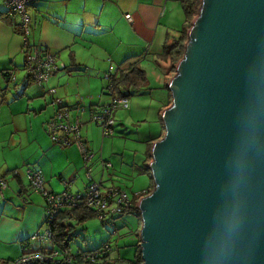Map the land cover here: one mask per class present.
I'll return each instance as SVG.
<instances>
[{
	"label": "water",
	"instance_id": "obj_1",
	"mask_svg": "<svg viewBox=\"0 0 264 264\" xmlns=\"http://www.w3.org/2000/svg\"><path fill=\"white\" fill-rule=\"evenodd\" d=\"M166 89L142 264H264V0H201Z\"/></svg>",
	"mask_w": 264,
	"mask_h": 264
},
{
	"label": "rangeland",
	"instance_id": "obj_2",
	"mask_svg": "<svg viewBox=\"0 0 264 264\" xmlns=\"http://www.w3.org/2000/svg\"><path fill=\"white\" fill-rule=\"evenodd\" d=\"M23 59L24 54L17 60L19 66L13 67L12 79L0 73V162L6 158L14 161L15 154L21 151L31 154L38 145H41L36 158L41 156L47 174H49V166L54 167L52 184L56 193L64 191L65 182L69 185V191L73 193L82 191L85 183L90 180L101 182L102 190L113 184L120 186L130 197L151 187L149 174L142 172L140 167L148 163L146 162L148 146L158 139L163 129L158 110L167 101V92L162 81L164 73L160 68L151 61L145 62L144 65H147L149 69L145 70L146 80L139 87L119 82V92L127 94L129 106L114 110L115 122L112 135L103 134L101 124L91 120L88 110H86L85 120L80 114L76 116L83 123L80 132L83 139L87 141L86 146L90 155L86 157L76 142H71L69 145L53 143L46 127H49L47 120H50L54 113V111L50 113L49 107L51 109L54 107L55 110L58 107L54 99L61 96L58 92L61 83L59 85L53 83L52 75L47 85L45 83L47 88L44 96L29 98L38 95L40 85L26 77L28 71L27 68L22 67ZM61 59L62 57L57 59L58 69L62 65ZM69 69L73 71L74 67L69 65ZM90 73L93 76L97 75L92 71ZM104 75L105 72L98 74V77L92 78L91 82H83L79 87L70 89L68 94L74 98L70 101L79 103L84 99L87 108H90V102H98L100 106L108 104L110 102L109 80ZM69 80L68 75L64 80L65 87L69 86ZM25 82L28 85L24 86ZM51 88L55 89L54 93L48 90ZM42 105H45L46 109L41 110ZM56 147L59 148L58 152L55 150ZM33 160L35 159L29 162ZM104 161L109 162L108 168L104 167ZM24 167L25 171L27 170V166L23 165L22 172ZM60 171L63 177L58 176ZM22 177L27 179L26 173ZM13 179L9 178V181L12 182ZM14 182H16L15 179ZM27 185H29L28 182ZM153 187L154 183L151 190ZM29 190L30 195L41 202L40 222L34 232L39 227L42 231L46 225L44 221L46 200L42 192ZM0 198H2L1 194ZM138 215V211L133 209L116 216L114 223H102L98 216L92 214L82 218L72 217L69 221L74 228L71 230L75 229L77 234L68 240V249L74 253L80 248H93L107 241L112 249L110 256H125L126 259L117 258V260L122 261L120 264H130L135 260V247L139 238ZM30 248L31 250L37 248L34 241ZM117 251L121 255H117ZM8 252L10 251L7 250L5 254L0 253V257H7ZM18 253H20L19 249L15 254ZM16 256L19 255H10L12 258ZM5 260L0 259V261ZM99 261L101 260L95 263L100 264ZM95 263L77 262V264Z\"/></svg>",
	"mask_w": 264,
	"mask_h": 264
},
{
	"label": "crops",
	"instance_id": "obj_3",
	"mask_svg": "<svg viewBox=\"0 0 264 264\" xmlns=\"http://www.w3.org/2000/svg\"><path fill=\"white\" fill-rule=\"evenodd\" d=\"M4 8L1 2L0 73L7 68L19 66L17 60L24 54L20 16ZM27 12L30 16L28 43L57 53L58 59L62 57V63L74 67L73 71L57 69L52 74L53 83H61L58 87L61 96L58 99L62 107L67 108L70 118L80 114L85 120L86 110L90 114L91 108L100 106L98 102H90V108H87L84 99L72 103L70 100L74 98L68 94L70 89L79 87L83 82L89 83L92 78L96 79L98 74L107 71L110 64L119 67L122 63L126 65L136 61L146 70L149 68L144 63L151 61L164 73L162 81L165 89L174 75L175 67L173 69L172 66L176 64L161 53L164 44L176 36L186 23L181 0H36ZM126 13H130L131 20L125 17ZM91 71L97 75L93 76ZM68 75L70 83L65 87L64 80ZM46 85H40L38 95L29 98L44 96ZM166 92L165 103L171 96L167 89ZM81 105L86 108H80ZM168 105L159 108V114ZM40 109H46V106L42 105ZM56 110L49 107L50 113ZM39 147L42 146L38 145L31 154L22 151L15 154L14 161L6 158L0 162V176L7 182L0 198V253L10 251L7 257L0 259L8 260L12 259L10 255H20L23 244L30 250L33 243L30 237L40 222L41 202L30 195L28 181L22 177L27 170L24 167L22 172L21 166L41 170L45 188L55 191L52 184L55 169L50 165L49 174L44 170L46 166L41 156L36 158ZM55 150L58 152L59 148ZM32 159L35 160L30 163ZM58 176L63 177L61 171ZM9 178H14L16 182L13 179L12 183ZM86 184L79 192L85 190ZM18 249L20 253L15 254Z\"/></svg>",
	"mask_w": 264,
	"mask_h": 264
},
{
	"label": "built area",
	"instance_id": "obj_4",
	"mask_svg": "<svg viewBox=\"0 0 264 264\" xmlns=\"http://www.w3.org/2000/svg\"><path fill=\"white\" fill-rule=\"evenodd\" d=\"M36 0H2L3 4L8 8V11L15 12L20 16V25L22 29L23 52L25 59V66L27 68V75L30 80L43 85L49 81V78L58 68V55L49 50L43 51L38 45H31L27 41V34L30 30V16L27 12L28 7ZM125 17L131 20L130 13H126ZM62 63V62H61ZM62 63L61 66H64ZM123 66H121L122 68ZM119 71V67H114L110 64L104 77L109 80L108 91L110 94V102L99 107L91 108V120L100 123L104 135L113 134L114 126V110L118 107L127 108L128 97L120 93L114 85V77ZM14 69L9 71V76L12 79ZM51 93L55 92L54 88L48 89ZM59 107L54 115L47 120L49 127L46 131L51 135L53 143H60L61 145H69L71 142H76L82 154L86 157L90 156L88 149L83 139L80 127L82 122L79 118H70L66 107H62L60 99H54ZM80 108H86L81 105ZM83 109V110H84ZM72 134L74 138L72 139ZM104 167H109V162L104 161ZM16 170L14 171V173ZM26 177L31 189L42 192L45 200L44 217L45 229L40 231V227L31 235V239L36 243V249L27 250L26 244H23V252L12 259L0 261V264H73L74 256L66 246H61L54 241L53 223L57 219V215L62 208H74L84 205L93 209L94 214L103 221L108 222L113 219L114 215L123 213L130 205L133 204V197L136 198V205L139 198L145 195L148 190L141 193H135L130 197L125 189L120 186L111 185L102 190L101 182H93L90 180L86 184L83 192H71L68 190V183L65 182V189L60 193L48 191L45 188V180L41 170L37 168H28ZM7 187L6 180L0 176V194ZM25 199V198H23ZM23 201V200H22ZM20 207V205H19ZM65 221V220H64ZM69 236V235H68ZM100 252L98 250L83 252L81 259H88L91 263L96 262Z\"/></svg>",
	"mask_w": 264,
	"mask_h": 264
},
{
	"label": "trees",
	"instance_id": "obj_5",
	"mask_svg": "<svg viewBox=\"0 0 264 264\" xmlns=\"http://www.w3.org/2000/svg\"><path fill=\"white\" fill-rule=\"evenodd\" d=\"M35 2L36 1L32 2V5H34ZM200 4H201V0H181V6H182V9H183V12L185 15L186 23H185V25H183V27L181 29L178 30V34L176 36H174L169 42L164 44V46L162 48V53H161L162 56L169 57L173 63H176L183 56V53L185 50V42L187 40V30L191 24L192 18L197 14L199 7H200ZM4 7H5L4 10L8 11V8L5 5H4ZM20 33H21V35L23 34L22 29H21V25H20ZM40 49L43 51L48 50L47 48H43V47H40ZM121 65H123V63ZM121 65L119 66V71H117V73L114 77V85L116 86L118 91L120 89L119 82H126L129 85L132 84V85L138 86V87L142 83H144V81L146 80V77H147L146 71L142 67H140L136 61L127 63L126 65H123L122 68H121ZM24 66H25V59H23V63H22V67H24ZM174 67L175 66L173 65L172 68L174 69ZM11 69H13V68H11ZM11 69L7 68V69L3 70L2 73L7 78H10L9 71ZM60 69H69V65L65 64L64 66H61ZM26 77L29 79L28 75H26ZM120 93H122V92H120ZM122 94H124L125 96L127 95L125 93H122ZM169 103H171V96H169L168 102L165 104L168 105ZM60 104L62 105V102ZM163 132H164V129L161 130V133L157 137L158 139L163 135ZM150 149H151V145L148 146L146 162H149V160L151 158ZM140 170H142V172L145 171L149 174L148 163H146L145 165L140 167ZM14 171H15V169L13 170V172ZM15 175L17 176L16 172H15ZM152 183H153V181L151 179V185H150L151 187H152ZM151 187H149L147 189L148 192L151 191ZM28 189H31L29 185H28ZM77 192H79V191H77ZM148 192H146L145 194H147ZM136 202H137L136 198L134 197L133 198V204L130 205L127 209H125L123 211V213L129 212L133 209L138 211L139 215H138V228H137L138 233H137V235H139V230L141 227V218H140V212H139V209L136 205ZM91 214L95 215L93 209H91L90 207H86L84 205H81V206L79 205V206L74 207V208H62V209H60V211L57 215V219L52 225V228H54V241H55V243H57L58 245H61V246L68 247V240H70L73 235L77 234V231L75 229H74V231L71 230L72 228H74V226L69 220L72 217L78 216V218H82V217H85V216H88ZM120 214H122V213H120ZM120 214L114 215L113 218H115L116 216H118ZM100 221L103 223L102 220H100ZM108 222L114 223L115 221L113 219H111ZM108 222H106V223H108ZM95 250H98L100 252L99 257L97 258V259L101 260V261H99L100 264H120L122 261L117 260V258L126 259L125 256H118V257L110 256L111 250H112L111 245L109 244V242L105 241L102 244L95 246L93 248H82V249L80 248L79 250H76L74 253L72 252V255L75 257L73 260L74 261L73 264H77V262H80V261L90 262L88 259H81V254L83 252H89V251H95ZM22 251H23V248H22ZM117 255H121V253H119L117 251ZM134 259L135 260L130 262V264H142L141 253H140V249H139V238H138V243L136 244V247H135V258ZM95 264H98V263H95Z\"/></svg>",
	"mask_w": 264,
	"mask_h": 264
}]
</instances>
